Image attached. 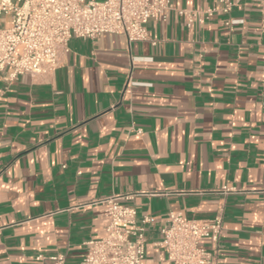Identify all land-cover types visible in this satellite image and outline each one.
I'll return each instance as SVG.
<instances>
[{"label": "crops", "instance_id": "1", "mask_svg": "<svg viewBox=\"0 0 264 264\" xmlns=\"http://www.w3.org/2000/svg\"><path fill=\"white\" fill-rule=\"evenodd\" d=\"M232 1L190 28L148 21L154 44L72 37L48 78L0 74V264H79L111 195L150 219L142 264H169V212L222 217L209 264H264V0Z\"/></svg>", "mask_w": 264, "mask_h": 264}, {"label": "built area", "instance_id": "2", "mask_svg": "<svg viewBox=\"0 0 264 264\" xmlns=\"http://www.w3.org/2000/svg\"><path fill=\"white\" fill-rule=\"evenodd\" d=\"M212 1L206 9L186 10L176 8L171 0H0V74L9 69L7 80L20 75L48 78L58 68L72 37L92 40L108 33L123 35L128 43L154 44L146 28L150 20L166 22L175 13L190 28L218 13L229 14L235 6L232 0ZM222 192L237 190L224 188ZM122 198L111 195L94 202L103 207L108 219L106 235L85 243L86 253L79 264H142L150 219L146 216L138 223L136 210L120 203ZM222 231L220 215L187 220L181 213L169 212L158 245L169 264H209L212 254L201 242L209 240L216 250ZM48 261L65 264L63 255Z\"/></svg>", "mask_w": 264, "mask_h": 264}]
</instances>
